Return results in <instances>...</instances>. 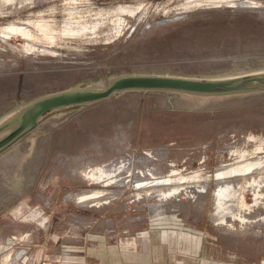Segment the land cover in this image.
<instances>
[{
  "label": "rangeland",
  "instance_id": "374dc122",
  "mask_svg": "<svg viewBox=\"0 0 264 264\" xmlns=\"http://www.w3.org/2000/svg\"><path fill=\"white\" fill-rule=\"evenodd\" d=\"M11 26L27 27L30 36L9 32ZM261 72L264 0H0V120L45 95L125 75ZM227 97L128 91L50 114L0 154V264L9 253L15 264L25 242L34 252L74 228L89 231L92 219L127 213L142 229L154 222L176 231L182 222L219 231L224 248L263 249V220L244 224L231 215L228 227L213 215L222 183L240 189L235 212L264 215L262 205L243 207L254 204L253 186L245 188L253 177L264 193V166L216 177L264 159V108L242 109L243 101ZM247 101L264 105V95ZM119 165L123 171L103 181L84 177L89 168ZM170 174L169 185L138 188ZM95 192L101 196L78 201ZM169 259L181 264L184 257Z\"/></svg>",
  "mask_w": 264,
  "mask_h": 264
},
{
  "label": "crops",
  "instance_id": "0c3cea01",
  "mask_svg": "<svg viewBox=\"0 0 264 264\" xmlns=\"http://www.w3.org/2000/svg\"><path fill=\"white\" fill-rule=\"evenodd\" d=\"M261 95L264 92L223 99H239L245 103L240 108L260 110L264 105L247 103V100ZM204 215L203 208L195 223L200 224ZM27 221L25 218L24 223ZM95 221L92 219L89 231L77 232L74 228L62 239L55 236L51 246L42 244L34 252L25 242L20 246L15 264H170L171 256H183L181 264H264V248H224L219 231L209 232L204 227L194 230L180 222L176 231H168L165 223L153 222L142 229L129 213L125 219L101 218L98 224ZM173 242L175 250L171 251ZM11 259L9 253L1 264H10Z\"/></svg>",
  "mask_w": 264,
  "mask_h": 264
},
{
  "label": "water",
  "instance_id": "95a60500",
  "mask_svg": "<svg viewBox=\"0 0 264 264\" xmlns=\"http://www.w3.org/2000/svg\"><path fill=\"white\" fill-rule=\"evenodd\" d=\"M128 91H161L202 97L264 92V72L229 78L201 79L171 75H125L109 84H94L40 97L0 120V154L36 130L50 114L102 101Z\"/></svg>",
  "mask_w": 264,
  "mask_h": 264
},
{
  "label": "bare ground",
  "instance_id": "6f19581e",
  "mask_svg": "<svg viewBox=\"0 0 264 264\" xmlns=\"http://www.w3.org/2000/svg\"><path fill=\"white\" fill-rule=\"evenodd\" d=\"M7 30H8V28H7ZM9 32L22 34L23 36H25V38L30 36V32H29L28 28L22 27V26L21 27H19V26H17V27L13 26L12 27L11 26V28L9 29ZM9 32L5 31L4 34L7 35V34H9ZM98 85L102 86L104 84H98ZM14 114H11L10 116H12ZM263 163H264V159H260V160H257L255 162H251V161L250 162H244V164L240 163L238 166L229 168L226 171L223 170V171L217 172L216 177L219 179H224V178L228 177V174H233V175L248 174V173L254 172V170L257 168L263 167L264 166ZM122 171H123V165L115 166V168H113V169H107L106 166H100L97 168L96 167L95 168H89L88 170H86L85 172L83 171V172H84L85 179L103 181V178L109 176L110 172L114 173V172H122ZM147 172H152V171H151V169H147ZM112 174H110V175H112ZM109 177H111V176H109ZM171 177H172L171 174L168 176H165L163 178L154 177V179L152 181H146V182H142V183L140 182L138 184V186H139L138 188H142V187L154 188V187L169 185L170 183H172ZM262 182L263 181H260V179L253 177L252 181L245 184L246 185L245 188H247L249 186H253V188H254V204L246 206V204H243L242 199H241V202H242L244 208L246 207L250 211H252L251 210L252 207H260L261 205L264 208V203L262 202V199L264 197V193L262 192L263 191L262 190V187H263ZM239 190H240L239 187H234L230 183H227V184L222 183V184L218 185V187L216 189V193H215L214 211H213V215L215 216L216 225H226V226L228 225V227L232 226L233 224L229 223V221H228V217L231 215L234 216V218H237V220L239 219L244 224L256 222V221H258V219L259 220L261 219L264 221V215L259 217V218L253 219V218L245 216L244 214H240V213L235 212L236 210L234 209L235 205L233 203L234 202L233 199L239 197L238 196V194L240 193ZM206 192H207V190L205 187V188H203L202 193H206ZM100 196H101L100 192L99 193H97V192L87 193V194H83V195L79 196L78 201H80V202L88 201L89 202V200L96 199ZM101 201H103V200H101ZM98 203L99 202H92V205H97ZM239 212H240V210H239Z\"/></svg>",
  "mask_w": 264,
  "mask_h": 264
}]
</instances>
